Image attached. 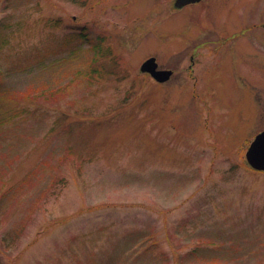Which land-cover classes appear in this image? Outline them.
Instances as JSON below:
<instances>
[{"label": "rangeland", "instance_id": "obj_1", "mask_svg": "<svg viewBox=\"0 0 264 264\" xmlns=\"http://www.w3.org/2000/svg\"><path fill=\"white\" fill-rule=\"evenodd\" d=\"M161 1L0 0V264H264V0Z\"/></svg>", "mask_w": 264, "mask_h": 264}, {"label": "flooded vegetation", "instance_id": "obj_2", "mask_svg": "<svg viewBox=\"0 0 264 264\" xmlns=\"http://www.w3.org/2000/svg\"><path fill=\"white\" fill-rule=\"evenodd\" d=\"M166 0H164L163 2L161 1L160 3H158V6H156V8H159L161 9L162 6L164 5V3L166 4L165 2ZM206 0H170V4H169V8L172 9L173 12H179V11H183L184 9H187L189 7H192V6H198V5H201L202 3H204ZM254 28H256L257 30H261L262 32H264V23H258V24H255ZM233 39V37H232ZM231 39V40H232ZM216 41L212 40V41H209V40H205L203 42H198L195 46L196 48L192 50L191 53V56H190V65L188 66V69H187V72L188 73H192V77L191 80H193V82L195 83L196 81V78H197V67L200 69V68H205L207 66L208 63L205 64V66H201L203 65L202 62H204L201 58L203 56V58L205 57H208L209 59H211V55L214 54L215 57H216V54H218L220 51H221V47L219 46H216ZM205 48V52L203 53L202 52V49ZM200 49H201V52H200ZM206 49H208V52L206 51ZM207 52V53H206ZM207 54V55H205ZM152 57V56H151ZM151 57H147L146 59L143 60L142 63H144L146 60H148L149 58ZM210 62V61H209ZM159 69L161 70H172L173 72V75L171 77V79H173V76L175 75V70L172 68V67H162V65L160 66L159 65ZM143 75H147L149 76L148 74H143ZM170 79V80H171ZM169 80V81H170ZM168 82H165L163 84H168ZM259 100V99H258ZM257 103V106L259 108V102L256 101Z\"/></svg>", "mask_w": 264, "mask_h": 264}, {"label": "water", "instance_id": "obj_3", "mask_svg": "<svg viewBox=\"0 0 264 264\" xmlns=\"http://www.w3.org/2000/svg\"><path fill=\"white\" fill-rule=\"evenodd\" d=\"M141 71L149 73L158 82H165L172 75L171 71L158 70V63L155 58H150L144 62ZM246 159L253 169L264 172V132L260 133L250 144Z\"/></svg>", "mask_w": 264, "mask_h": 264}, {"label": "trees", "instance_id": "obj_4", "mask_svg": "<svg viewBox=\"0 0 264 264\" xmlns=\"http://www.w3.org/2000/svg\"><path fill=\"white\" fill-rule=\"evenodd\" d=\"M2 26H0V28H1ZM6 44V41L4 40V37L1 35V30H0V45L1 46H4ZM91 48L94 50V52H95V50L98 48V46H91ZM100 48H103V46H102V43H101V45H100ZM104 54H105V56L108 54L109 55V53H108V51H106V50H104ZM115 61V60H114ZM92 62H94L92 65H93V67H92V69H91V72L89 73V75H88V78H89V80L90 79H94V76L95 75H98L99 76V78L102 76V74H103V76H108L109 74H112V71L110 70V68H108L107 66H106V64H104V63H99V60L97 59V56H93V60H92ZM98 78V79H99ZM68 84V83H67ZM64 85L62 88H60V89H58V91L57 92H55L56 94H58V95H56L55 96V98H58V97H63V96H66L67 95V93H65L66 92V90H67V87H70L69 85ZM65 88V89H64ZM61 90V91H60ZM29 95L30 94H25V95H23V96H19L18 98H15V97H11V96H9L7 93H0V104H5V103H7V104H9V103H12V104H15L16 105V103L20 100V99H27V98H29ZM61 97V98H62ZM13 107H15V106H13ZM13 107H11L9 110H8V113H10L9 115H10V117H9V119H12V118H15L18 114H17V112H16V110H14V108ZM20 231H21V229L19 230H17V231H15L14 232V236L17 238L18 236H19V233H20ZM198 252H199V248H197V249H195V251H194V254L196 255H198Z\"/></svg>", "mask_w": 264, "mask_h": 264}]
</instances>
